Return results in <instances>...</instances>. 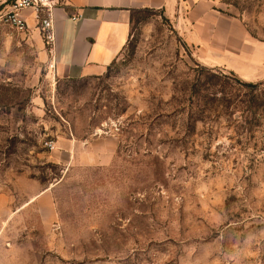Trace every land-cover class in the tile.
Masks as SVG:
<instances>
[{
  "label": "rangeland",
  "instance_id": "rangeland-1",
  "mask_svg": "<svg viewBox=\"0 0 264 264\" xmlns=\"http://www.w3.org/2000/svg\"><path fill=\"white\" fill-rule=\"evenodd\" d=\"M210 1L264 52V0ZM130 25L74 79L38 27L0 25V264H264V79L204 64L160 11ZM103 135L107 157L84 145Z\"/></svg>",
  "mask_w": 264,
  "mask_h": 264
},
{
  "label": "crops",
  "instance_id": "crops-1",
  "mask_svg": "<svg viewBox=\"0 0 264 264\" xmlns=\"http://www.w3.org/2000/svg\"><path fill=\"white\" fill-rule=\"evenodd\" d=\"M8 1L0 0V9ZM145 9L160 11L173 20L204 64L244 78L264 79L263 48L254 47L243 25L214 8L210 0H56L52 11L54 67L48 73L67 79L102 75L129 40L132 13ZM27 22L36 29L31 17ZM43 57L47 62L45 51ZM85 144L107 157L117 147V139L103 135ZM74 148V141L59 136L48 158L63 163ZM41 197H47V191Z\"/></svg>",
  "mask_w": 264,
  "mask_h": 264
},
{
  "label": "built area",
  "instance_id": "built-area-1",
  "mask_svg": "<svg viewBox=\"0 0 264 264\" xmlns=\"http://www.w3.org/2000/svg\"><path fill=\"white\" fill-rule=\"evenodd\" d=\"M56 0H9L0 9V25L8 26L15 30L28 28V17H31L41 35L43 49L47 56V68L54 67V32L52 11ZM44 146L51 150L53 140H45Z\"/></svg>",
  "mask_w": 264,
  "mask_h": 264
},
{
  "label": "trees",
  "instance_id": "trees-1",
  "mask_svg": "<svg viewBox=\"0 0 264 264\" xmlns=\"http://www.w3.org/2000/svg\"><path fill=\"white\" fill-rule=\"evenodd\" d=\"M146 10V9H145ZM145 10H139V11H145Z\"/></svg>",
  "mask_w": 264,
  "mask_h": 264
}]
</instances>
